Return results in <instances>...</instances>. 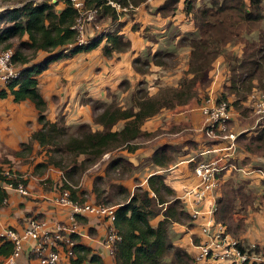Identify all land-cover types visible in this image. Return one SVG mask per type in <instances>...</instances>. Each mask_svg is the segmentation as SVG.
<instances>
[{"label": "crops", "instance_id": "obj_1", "mask_svg": "<svg viewBox=\"0 0 264 264\" xmlns=\"http://www.w3.org/2000/svg\"><path fill=\"white\" fill-rule=\"evenodd\" d=\"M123 1L126 4L124 7L131 6L129 12H123L117 22L107 20L102 24L88 25L87 35L97 39L119 29V33L131 43L127 52H114L111 57L105 56L103 49L107 40L104 37L94 50L51 63L38 77V87L47 103L46 117L49 121H62L67 125L89 124L93 126V130H102L101 126L94 123L95 113L86 103L88 100L111 103L113 96L128 95L141 82H148L147 89L150 96H153L161 91L163 85L176 88L183 77L192 78L191 74L186 75L190 68L192 48L182 41L184 37L197 33L196 23L185 11L186 1L189 0H179L176 13L167 17L162 16L159 9L168 0ZM209 1L197 0L196 7L209 4ZM245 1L249 3L250 0ZM2 6L4 9H1ZM63 7L64 4L60 3L59 8ZM5 9L0 2V11ZM243 48L244 45L226 47L208 75L211 81L209 85L198 86L197 100L173 110L164 109L148 119L141 128L144 136L137 141L138 149L134 152L120 150L107 154L88 169L86 172L95 170L94 174L74 185L76 197L86 203L97 204L95 188H99L96 180L103 181L110 171L118 172L119 170L111 167V160L122 155L129 160L133 169L126 171L122 180H112V187L122 185L132 195L137 187L148 188L151 176L162 175L191 217L195 209L201 211L197 219L193 218L191 227L175 223L169 233L173 245L185 250L194 259L198 255V247L208 241L203 228L212 219L209 214L212 206L217 208L214 223L224 226L229 240L239 242L244 250L253 246L264 249V148L256 142L252 144L253 140L264 133V126L257 124L250 101L255 90L263 89L254 80L253 90L246 100L238 102V106L235 105L238 101L236 94H231L228 90L231 86V73L227 55L242 57ZM148 54L149 58L155 54H171L176 64L173 67H168L167 63L152 64L148 73L138 72L133 60L141 67L142 64L137 59L145 61ZM52 55L54 54L41 52L24 68L42 64ZM125 81L131 84L128 90L120 87ZM136 81L139 82L134 86ZM222 95L226 96L225 100L229 102L233 114L227 134L235 135L236 140L230 151L227 150L232 141L226 138L210 139L204 133L203 107L207 97L218 102ZM38 118L39 112L30 101L15 103L13 97L0 100V166L4 170H10L6 167L11 165L13 170L10 171L24 174L28 191V195L23 196L9 189L8 184L0 183V189L7 194V199L0 205V234L6 227L22 231L30 218L75 225L80 236L79 242L99 254L105 264H114L113 256L104 246L106 222L93 216L70 220V210L58 203L61 194L67 191L63 189L64 184H69L64 173L53 166L47 167L45 172L34 173L33 167H38L42 161L27 165L22 163V157L15 155L21 151L22 144L30 142L33 133L41 130ZM123 126L124 123L121 122L114 130H121ZM37 148L40 147L35 143L34 149ZM163 149L168 151V160L162 159ZM226 154L229 155L227 161L235 169L224 172L216 192L209 194L204 202L197 203L191 195L200 185V179L195 173L197 165ZM155 155L156 162L153 160ZM227 200L231 203L224 224L217 219L221 213L225 214L226 209L222 207ZM115 204L117 205L114 203L111 206L117 207ZM161 219L162 217L152 220L151 224L156 226ZM2 245L0 236V247ZM34 245L33 240L24 244V253L17 264H38L31 254ZM6 261L7 258L0 255V264H7ZM59 264H71L64 252ZM202 264L217 263L209 260Z\"/></svg>", "mask_w": 264, "mask_h": 264}, {"label": "trees", "instance_id": "obj_2", "mask_svg": "<svg viewBox=\"0 0 264 264\" xmlns=\"http://www.w3.org/2000/svg\"><path fill=\"white\" fill-rule=\"evenodd\" d=\"M115 1L122 6L126 5L123 0ZM0 2L4 6L12 5L0 11V53L11 50L13 64L22 70L18 79L5 85L0 84V100L13 97L15 103L32 102L39 112L38 120L42 125L41 130L33 133L30 142L22 144L21 151L15 155H31L34 144L37 143L41 149L46 150L47 155L45 163L38 168L53 166L62 171L66 182H69L64 184L63 189L69 191L72 200L80 204L86 202L76 197L71 177L84 173L107 154L120 150L134 152L139 148L137 141L144 136L141 128L148 119L164 109L173 110L197 100L198 86L209 85L211 81L208 75L213 64L228 45H244L242 57L227 55L231 73V86L228 90L237 96L235 105L238 106V102L247 99L255 86L252 83L254 80L264 90V0H250L249 3L245 0H210L209 4L201 7H196L197 0H189L186 1L185 11L196 23L197 33L184 37L182 41L192 48L190 68L186 72L192 78L185 76L179 87H168L153 96H150L147 89H139L132 93V103L127 108L117 102V96H113L112 102L108 104L90 99L87 102L93 104L94 123L101 126L102 130H93V126L89 124H81L72 131L60 121L51 122L47 119V103L39 90L38 77L51 63L94 50L104 37L107 44L103 51L107 57H111L114 52H127L131 43L117 29L114 33L80 46L79 32L75 29L79 12L71 0ZM60 3L64 4L62 9L59 8ZM178 3L179 0H168L159 9V13L165 17L174 15ZM84 5L85 10L97 11L95 23L98 24L107 20L117 22L122 15L107 0H85ZM256 33L257 39L250 38ZM41 52L54 55L42 64L24 68ZM170 56L172 55L155 54L149 58L148 54L145 61L137 59L142 65L140 67L135 63V69L143 74L148 73L149 66L166 64L163 58ZM120 87L128 90L131 84L125 81ZM225 97L222 95L218 101L225 100ZM121 122L124 123L123 128L114 130ZM255 142L264 148V133L253 140L252 144ZM167 152V149H163V160L169 159ZM153 160L156 162V155ZM111 167L124 173L133 169L129 160L122 155L113 157ZM3 170L0 166L1 183L27 186L24 174L17 172L13 179H7L2 175ZM116 188L123 202L115 204L117 208L114 224L121 241L113 255L114 264H196L195 259L185 250L173 245L169 237L175 223L191 227L193 218L182 201L176 198L175 191L165 183L164 176H151L148 188L137 187L132 195L122 185ZM95 192L97 204L106 205L102 199L104 192L96 188ZM5 199L7 194L0 189V205ZM230 203V200L223 203L225 214L221 213L217 221L225 224ZM159 217L162 219L153 226L151 221ZM72 239L75 246L73 256L68 257L71 264H105L99 254L79 242L78 234L73 235ZM2 242L0 255L8 259L13 254L14 246L9 241Z\"/></svg>", "mask_w": 264, "mask_h": 264}, {"label": "built area", "instance_id": "obj_3", "mask_svg": "<svg viewBox=\"0 0 264 264\" xmlns=\"http://www.w3.org/2000/svg\"><path fill=\"white\" fill-rule=\"evenodd\" d=\"M73 6L79 12V18L75 29L79 32L78 44L87 45L94 38L88 37V25L96 22V10H85V0H71ZM108 4L118 12H129L131 6L124 7L115 0H107ZM92 38V39H91ZM21 69L13 64V52L11 50L0 53V84H7L21 76ZM253 114L258 125L264 126V90H255L250 96ZM205 117L204 133L210 139H229L232 145L227 151L233 150L236 136L228 133V125L233 118L232 109L228 101L221 100L213 102L211 97H207L206 105L203 107ZM224 133V134H221ZM214 152V150H213ZM229 155L215 158L208 163H200L195 169L196 175L200 179L199 187L191 193L197 203L204 202L209 194H213L219 188L221 175L229 170L235 169L228 161ZM2 175L7 179H13L15 174L10 170H3ZM1 183V182H0ZM4 185V183H2ZM9 189L19 192L21 195H28V191L23 184L14 186L8 184ZM58 203L70 210V220L77 217L93 216L102 219L107 224V236L104 246L109 250L111 256L117 249V244L121 241V236L115 228L116 208L115 206L103 204H80L71 198L69 191H64ZM217 211L212 206L209 214L212 219L203 228V233L208 241L201 244L198 255L195 258L196 264H202L213 260L217 264H264V249L253 246L249 250L241 248L239 242L229 240L225 233V228L221 224L214 223V215ZM201 211L195 209L192 218L197 219ZM78 234L76 226L65 223L49 222L37 218H30L22 231L12 227H6L1 231L2 241H9L14 246L13 254L7 259V264H17V260L24 253V244L28 240L35 241L31 250L32 256L38 264H59L62 260V253L66 257L73 256L75 241L72 236Z\"/></svg>", "mask_w": 264, "mask_h": 264}, {"label": "rangeland", "instance_id": "obj_4", "mask_svg": "<svg viewBox=\"0 0 264 264\" xmlns=\"http://www.w3.org/2000/svg\"><path fill=\"white\" fill-rule=\"evenodd\" d=\"M35 1L36 2H42L43 0H35ZM52 1L55 2V1H58V0H52ZM6 6L11 7L12 5L10 4V5H6ZM6 6H5V8H6ZM1 9H4V7L2 6ZM262 10H263V13H264V4L262 6ZM263 26H264V24H263ZM243 35L245 36L246 34L244 33ZM250 38L257 39L258 38V34L257 33L253 34V35L250 36ZM163 59L167 63L168 67H173L176 64L174 56H173V58H172V56H170V57H165ZM133 63L135 64L134 60H133ZM151 73L154 74V71H151ZM138 82L139 81H136L134 86H136L138 84ZM142 83H144V85ZM147 83H145V82L139 83V85L135 88V90L130 91V93L128 95H125V96L122 95L123 97H118L117 102L120 105H122L123 107H125V108L129 107L131 105V103H132L131 102V98L133 96L132 93L138 91L139 89H147V88H149ZM168 87L169 86H164L163 85L161 87V90H164V89H166ZM124 88L125 87H122L123 90H125ZM122 89H121V91H123ZM121 93H123V92H121ZM86 103L91 107V109L93 110V113H95L94 109H93V104H89L88 102H86ZM98 113H100V111ZM60 123L62 125H64V126H66V127L71 128L72 131H74L76 129L75 127L81 125V124H78V125H67L65 122H62V121H60ZM45 151L46 150H43L41 148L34 149V151L32 152L31 155H26V156L22 157V163L27 164V165L28 164L34 165L35 162H37V161L38 162L42 161L39 164L44 163L47 160V155H46ZM82 159L83 158H81V160ZM103 163H105V162H103ZM33 168H35V169H33L34 173H39V172L42 173V172H45L47 170V167H41V168L33 167ZM6 169L13 170L11 165L10 166L8 165L6 167ZM31 170H32V167H31ZM86 171L84 173L76 174V175L72 176L71 177L72 178V183H74V185H76L79 182L81 183L82 179L86 180V178L92 177L95 170H90L88 172H86ZM107 175L108 176H106V178L103 181L97 179L98 181L96 180V184H97V187L99 189H101V191L104 192V195L102 196V199H104L105 204L110 206V205H113L114 203L121 202V200H122V197L119 196L118 193H117V188L112 187V185H113V181L112 180H119V181L122 180L124 178V176H125V173L122 172V171L121 172L110 171ZM106 202H108V203H106ZM90 204H95V203H90Z\"/></svg>", "mask_w": 264, "mask_h": 264}]
</instances>
